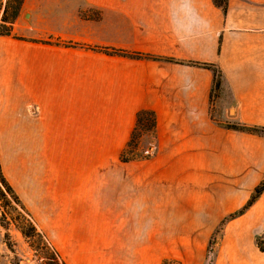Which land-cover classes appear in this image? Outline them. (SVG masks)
Instances as JSON below:
<instances>
[{"label": "crops", "instance_id": "obj_1", "mask_svg": "<svg viewBox=\"0 0 264 264\" xmlns=\"http://www.w3.org/2000/svg\"><path fill=\"white\" fill-rule=\"evenodd\" d=\"M225 1L226 11L214 0H23L12 33L0 35V134H23L18 152L33 151L38 164L51 143L63 153L75 151L83 134L130 137L141 109L156 115L154 160L163 171L181 150L194 146L195 134H203L209 180L199 191L206 204L182 215L196 219L183 223L176 234L173 249L186 252L182 264H204L217 225L242 207L264 179V137L222 125L264 126V0ZM90 9L98 17L90 16ZM30 19L37 27L30 26ZM203 64L221 72L214 101V73ZM0 161L4 169L1 154ZM30 161L16 157L21 163L16 176L22 203L34 213L41 196L39 185L29 181ZM135 166L116 164L117 170H129L126 179L89 185L99 166L80 165L77 182L69 188L70 202H87L96 193L102 197L104 186L110 188L111 203L128 204L139 193L145 194L143 202H151L143 175L137 179L131 170ZM263 231L264 190L244 212L224 222L211 264H264L256 243ZM110 238L99 240L106 244ZM160 241L148 234L135 241L134 249H170L166 239Z\"/></svg>", "mask_w": 264, "mask_h": 264}, {"label": "rangeland", "instance_id": "obj_2", "mask_svg": "<svg viewBox=\"0 0 264 264\" xmlns=\"http://www.w3.org/2000/svg\"><path fill=\"white\" fill-rule=\"evenodd\" d=\"M5 5L6 0H2L0 20ZM87 12L90 16L98 17V12L94 9ZM27 17L28 15L24 17V20ZM29 24L32 27H37L35 19H30ZM218 95V90H213L212 100L214 101ZM214 115H216L215 111ZM237 124L244 123H222L227 128H233L231 126ZM22 135L0 134V154L6 159L5 167L4 169L1 167V170L19 196L16 175L17 172H20L21 163H16V157H19L20 154V157L23 156L28 164L30 158L33 159L34 162L30 161L33 173L30 174L29 181L31 183L35 181L36 185H39L41 199L34 205V213L29 208L28 210L37 228L46 235L66 264H119L117 261H127V264H143L144 260H152V264H155L157 259L161 260L162 264L164 261L169 264L183 263L181 255L186 252H177L173 249L176 234L182 230L183 223L187 224V222H193L196 219H183L182 215L189 210H199L206 204L205 198L199 191L200 188L202 192L207 188L209 180L207 140L202 136L203 134H195L196 136L192 139L194 146L191 145L193 147L181 150L176 156L175 162L169 169L167 168L168 170L164 171L163 168H159L155 164L156 160H154L157 134L154 136L142 135L137 151L147 157L125 163L135 162L139 165L132 167L131 170L135 171L137 179L143 175L142 179L145 180L144 184L146 185L144 190L150 192L153 200L145 203L142 201L145 194L139 193V196H136L135 200L128 204L111 203L110 188L107 186L101 189L102 197L96 193L93 198L87 196V202H70L68 195L70 186L77 182L76 173L80 170V165L82 167L85 165L88 168L95 164L99 166V169L92 173L94 176L89 177V181H91L88 182L89 185L94 184L98 179L121 181L129 176V170H124L121 167L117 170L118 167H116V164L123 162L119 159V154L129 140L128 134H83L75 151L67 152L66 150L63 153L58 148L55 149L51 143L52 152L48 151L46 157H43L39 164L33 151L25 149L18 152L21 149ZM27 135L31 136V134ZM260 136L264 137V135ZM183 137V141H186L188 136ZM71 141H75L74 135ZM44 145L42 144V147ZM79 158L80 161L76 163L75 161ZM157 161L162 162V159ZM0 189L3 192V195L0 193V212L5 211L10 216L16 215L19 209L4 189L1 187ZM216 189L218 190L219 187ZM161 197H166L168 201L161 203ZM19 198L21 199L20 196ZM21 201L23 200L21 199ZM242 207L229 213L226 217ZM107 208H109V212L106 211ZM224 219L217 225L210 238L204 253V264H211L213 261V245L217 233L227 221L223 222ZM5 232L6 230L0 226V264H15L16 262L18 264H49L51 262L47 258L48 254L46 255L41 250L35 252L14 225H11L8 230L14 246V252H11L4 242ZM92 234L98 235V238ZM148 234H151L152 241H157V244L161 242V239H166L165 246L170 249L152 250L151 252L137 247L134 249L135 241L139 238L142 240ZM101 237L111 238L104 244L99 240ZM257 238L262 241L264 231L259 232L256 235Z\"/></svg>", "mask_w": 264, "mask_h": 264}, {"label": "trees", "instance_id": "obj_3", "mask_svg": "<svg viewBox=\"0 0 264 264\" xmlns=\"http://www.w3.org/2000/svg\"><path fill=\"white\" fill-rule=\"evenodd\" d=\"M215 3L222 7L224 11H226V1L225 0H214ZM23 0H6V5L4 8L3 16L0 20V35H10L12 33L13 23L18 17ZM2 4V0H0V6ZM8 14V15H7ZM45 42H51V40H47ZM57 42V41H56ZM66 45L76 46L74 43L63 42ZM84 48L96 49L100 51H104L106 53L111 54H123L130 57H142L139 53L134 52H125L122 50L107 48V47H97V46H88L81 45ZM203 66L209 67L213 70L214 73V85L213 90L217 91L219 89L221 83V72L220 70L211 65V64H203ZM156 127V115L152 110L141 109L136 114L135 125L131 131L129 140L127 141L125 147L122 149L119 158L121 161L126 162L134 159L145 158L147 155L139 154L137 148L139 146V140L144 134H150L154 136ZM233 128L258 133L260 135H264V126H256V125H246V124H237L231 126ZM0 187L4 189V191L10 196L11 201L17 206L19 211L16 215L10 216L5 211L0 212V226H2L6 232L4 233V239L7 247L11 252H14V246L10 238V234L8 232L9 227L14 225L15 228L20 232V234L25 238L28 242V245L37 252L38 250L43 251L47 258L51 261L49 264H66L64 260L60 257L58 251L55 247L50 243L46 235L41 232L30 214L25 205L22 203L21 199L14 191L13 187L9 184L7 179L5 178L0 164ZM264 190V179L254 188L252 194L247 200L246 204L237 212L230 214L226 217L224 221L234 217L235 215L241 214L245 209H247L255 200L259 197V195ZM1 195L3 192L0 189ZM256 243L258 248L264 252V238L263 240L256 239ZM15 264H18L17 262ZM45 264V263H44ZM163 264H169V262L164 261Z\"/></svg>", "mask_w": 264, "mask_h": 264}]
</instances>
